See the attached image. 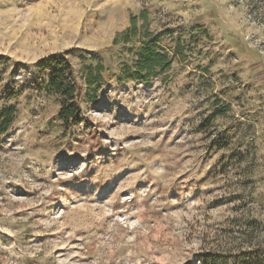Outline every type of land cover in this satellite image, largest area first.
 Here are the masks:
<instances>
[{
  "label": "rangeland",
  "instance_id": "obj_1",
  "mask_svg": "<svg viewBox=\"0 0 264 264\" xmlns=\"http://www.w3.org/2000/svg\"><path fill=\"white\" fill-rule=\"evenodd\" d=\"M131 15L139 34L113 46ZM144 33L166 79H119ZM54 54L83 91L104 68L68 131L40 88ZM9 105L0 264H264V0H0Z\"/></svg>",
  "mask_w": 264,
  "mask_h": 264
},
{
  "label": "trees",
  "instance_id": "obj_2",
  "mask_svg": "<svg viewBox=\"0 0 264 264\" xmlns=\"http://www.w3.org/2000/svg\"><path fill=\"white\" fill-rule=\"evenodd\" d=\"M138 17L144 22L146 12L141 11ZM137 20L136 16H129V27L116 35L112 41L113 46L120 43L129 44L131 39L139 34ZM139 43L140 46L136 50L134 60L130 65L124 64L121 67L119 79L141 83H148L157 76H161L162 80L166 79V74L171 66V58L167 51L158 44V37L144 33L139 38ZM183 52L184 48L180 39L176 40L175 53L182 55ZM80 57L84 59L83 56ZM38 68L45 73L40 82L41 90L57 98L59 104L57 118L61 122L63 130L68 131L77 127L82 122L79 104L81 96L90 103L97 101V91L104 81L102 64L97 62L95 66L83 67L84 91L76 83L72 67L65 54H54L42 59L38 63ZM105 73L111 75L109 69H105ZM15 113L16 108L12 105L0 107V134L6 133L9 129Z\"/></svg>",
  "mask_w": 264,
  "mask_h": 264
}]
</instances>
